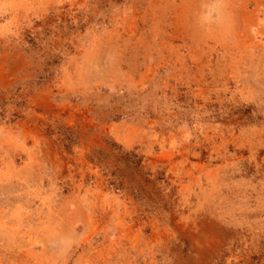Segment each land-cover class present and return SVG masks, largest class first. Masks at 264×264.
Segmentation results:
<instances>
[{"label":"rangeland","instance_id":"1","mask_svg":"<svg viewBox=\"0 0 264 264\" xmlns=\"http://www.w3.org/2000/svg\"><path fill=\"white\" fill-rule=\"evenodd\" d=\"M0 264H264V0H0Z\"/></svg>","mask_w":264,"mask_h":264}]
</instances>
